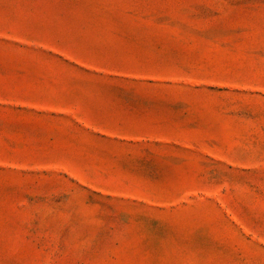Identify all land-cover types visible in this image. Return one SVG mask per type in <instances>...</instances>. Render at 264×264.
Returning a JSON list of instances; mask_svg holds the SVG:
<instances>
[{
  "label": "rangeland",
  "instance_id": "rangeland-1",
  "mask_svg": "<svg viewBox=\"0 0 264 264\" xmlns=\"http://www.w3.org/2000/svg\"><path fill=\"white\" fill-rule=\"evenodd\" d=\"M0 264H264V0H0Z\"/></svg>",
  "mask_w": 264,
  "mask_h": 264
}]
</instances>
